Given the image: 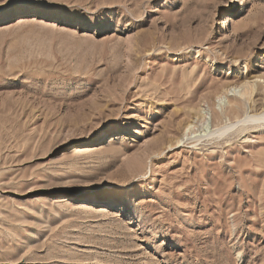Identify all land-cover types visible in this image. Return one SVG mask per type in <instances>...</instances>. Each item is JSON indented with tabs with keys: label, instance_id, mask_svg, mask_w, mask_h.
I'll return each instance as SVG.
<instances>
[{
	"label": "rangeland",
	"instance_id": "1",
	"mask_svg": "<svg viewBox=\"0 0 264 264\" xmlns=\"http://www.w3.org/2000/svg\"><path fill=\"white\" fill-rule=\"evenodd\" d=\"M259 115L264 0H0V264H264Z\"/></svg>",
	"mask_w": 264,
	"mask_h": 264
},
{
	"label": "bare ground",
	"instance_id": "2",
	"mask_svg": "<svg viewBox=\"0 0 264 264\" xmlns=\"http://www.w3.org/2000/svg\"><path fill=\"white\" fill-rule=\"evenodd\" d=\"M225 38L226 37L223 36V37H221L220 40H223ZM236 89H237V86L230 88V90H227V92H225V94L219 96L218 97V105L221 106L222 104H224V102L226 101L227 95L230 92L236 91ZM246 93L247 92L244 91L242 93V95H245ZM194 115H195V116H193L194 118L191 119V121L186 124V126L184 128V133H183L181 139L179 140V142H184L185 139L190 140V139H194V138H196V139L198 138V140H199L203 137H207V136L213 135L217 132H221V129L218 131L217 129L212 128V125L210 123L211 117H210V113L207 110V108L206 109L205 108L204 109L203 108L198 109ZM189 117H190V115H189ZM253 118H255L256 120L264 119V115H259L256 117L255 116H253V117L246 116L245 117V119H253ZM83 148H86V147H76L74 149V151H72V153H74L75 155H80V153L85 152L87 150V149H83Z\"/></svg>",
	"mask_w": 264,
	"mask_h": 264
},
{
	"label": "snow or ice",
	"instance_id": "3",
	"mask_svg": "<svg viewBox=\"0 0 264 264\" xmlns=\"http://www.w3.org/2000/svg\"><path fill=\"white\" fill-rule=\"evenodd\" d=\"M157 242H160V241H157Z\"/></svg>",
	"mask_w": 264,
	"mask_h": 264
}]
</instances>
